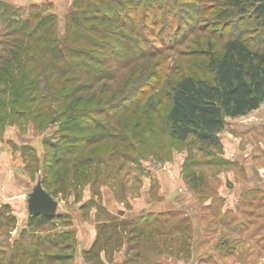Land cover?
Returning <instances> with one entry per match:
<instances>
[{
  "label": "trees",
  "instance_id": "obj_1",
  "mask_svg": "<svg viewBox=\"0 0 264 264\" xmlns=\"http://www.w3.org/2000/svg\"><path fill=\"white\" fill-rule=\"evenodd\" d=\"M29 9L0 0V110L10 118L32 115L39 127L60 121L64 146L44 141L41 180L53 197L85 181L104 163L103 152L109 161L127 157L150 133L219 146L227 116L264 102V0H73L63 17ZM237 16L256 22L248 36L223 32ZM202 53L211 78L181 70ZM56 217L30 215L29 225ZM160 225L158 217L100 220L83 257L99 264L101 252L114 254L127 235L136 251L127 264H160L147 257L159 246L146 250L160 244L151 234ZM70 234L37 236L33 248H20V259L78 264V254L63 251L72 248L64 244Z\"/></svg>",
  "mask_w": 264,
  "mask_h": 264
},
{
  "label": "rangeland",
  "instance_id": "obj_2",
  "mask_svg": "<svg viewBox=\"0 0 264 264\" xmlns=\"http://www.w3.org/2000/svg\"><path fill=\"white\" fill-rule=\"evenodd\" d=\"M3 1L24 8L25 14L31 11L29 6L36 5L42 13L57 12L60 17L71 6ZM255 26V21H242L237 16L223 32L227 36L245 32L248 36V30ZM187 60L193 65L184 62L183 72L212 77L205 54ZM4 116L0 141L11 145L14 151L8 165L1 163L4 160L0 156L1 264H36L37 259H20L22 250L33 248L31 244L36 243L37 236L53 237L69 230L72 234L64 244L69 243L72 248L63 251L79 255L89 243L90 230L95 229L97 235L98 222L111 216L158 217L161 225L151 234L154 242L160 240V244L150 243L146 250L159 246L160 251L150 250L147 257L160 264H264V102L246 115L227 116L219 133V146L173 141L158 132L148 134L147 142L127 157L118 154L109 161L110 152H103L104 163L94 164L85 181L69 184L67 197L63 193L54 197L59 201L57 217L32 226L25 207L21 215L2 201L1 187L11 179L15 181L14 177L18 181L19 176L28 177L34 186L44 172V141L63 147V128L60 121L39 127L32 115L13 119ZM47 150L49 154L55 152L53 148ZM16 153L22 158L17 160ZM157 230L163 231V237L158 236ZM126 236L114 254L101 252L99 264H106L102 254L110 264H127L135 257L136 251L128 249ZM48 251L62 250L50 247ZM141 261L137 258L132 264H143Z\"/></svg>",
  "mask_w": 264,
  "mask_h": 264
},
{
  "label": "crops",
  "instance_id": "obj_3",
  "mask_svg": "<svg viewBox=\"0 0 264 264\" xmlns=\"http://www.w3.org/2000/svg\"><path fill=\"white\" fill-rule=\"evenodd\" d=\"M31 1H33L35 3L40 2V1H45V2H48L57 8L62 7L64 5L70 6L73 2V0H31ZM5 138H6L5 140H8L7 135L5 136ZM0 142L3 145L0 148V156H3L1 158H2V160L5 161V162L1 161V163L8 165L11 162L10 156H13L14 149H13V147H11V145L6 143L7 144V146H6L2 141H0ZM19 155L20 154L18 153L17 157H16L17 160H19V158H22L21 155L20 156ZM19 177L20 178L18 181H16L17 179H16V177H14L15 181H12V179H11V181H9L8 184H4L1 187V188H3V191H2V198L3 199H2V201L5 203L11 204L13 207H15L19 211L18 213L22 215L23 214L22 210L24 207L28 211V209H27V204H28L27 198H28V193L31 191V189L33 187V184L27 176H25L27 178H23L22 176H19ZM90 232H91V234L89 233V235H90L89 243L83 249L89 248L95 239V236H96L95 229H94V231L90 230ZM102 257H103L104 263L110 264L105 260L104 254H102ZM77 263L78 264H95L93 262L86 261L85 258L83 257L82 251L79 252V255H77Z\"/></svg>",
  "mask_w": 264,
  "mask_h": 264
},
{
  "label": "water",
  "instance_id": "obj_4",
  "mask_svg": "<svg viewBox=\"0 0 264 264\" xmlns=\"http://www.w3.org/2000/svg\"><path fill=\"white\" fill-rule=\"evenodd\" d=\"M27 203L30 215L55 216L59 206V201L43 187L41 179L38 180L28 193Z\"/></svg>",
  "mask_w": 264,
  "mask_h": 264
}]
</instances>
